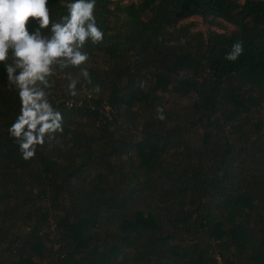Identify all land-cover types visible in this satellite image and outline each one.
<instances>
[{
    "label": "trees",
    "instance_id": "1",
    "mask_svg": "<svg viewBox=\"0 0 264 264\" xmlns=\"http://www.w3.org/2000/svg\"><path fill=\"white\" fill-rule=\"evenodd\" d=\"M96 5L91 83L57 80L64 133L31 161L0 64V264H264V0Z\"/></svg>",
    "mask_w": 264,
    "mask_h": 264
},
{
    "label": "clouds",
    "instance_id": "2",
    "mask_svg": "<svg viewBox=\"0 0 264 264\" xmlns=\"http://www.w3.org/2000/svg\"><path fill=\"white\" fill-rule=\"evenodd\" d=\"M48 5L49 0H0V64L5 66L8 90L17 92L20 100L8 133L24 161H31L46 143L51 146L63 135L57 80L64 81L65 95L77 97L80 80L73 70L79 69V75L91 83L85 46L89 42L101 45L105 39L94 14L96 0H73L59 20L52 18ZM29 24L38 27L30 31ZM243 53L244 42L237 40L225 59L236 62ZM101 91L99 85L93 89L97 95ZM155 111L157 119H166L163 106L157 105Z\"/></svg>",
    "mask_w": 264,
    "mask_h": 264
},
{
    "label": "rangeland",
    "instance_id": "3",
    "mask_svg": "<svg viewBox=\"0 0 264 264\" xmlns=\"http://www.w3.org/2000/svg\"><path fill=\"white\" fill-rule=\"evenodd\" d=\"M117 1H120L121 3L126 4V5H129V4H131V3H136V2H138V1H140V0H117ZM199 24L202 25V24H203V21L200 20V21H199ZM202 27H203L204 29L207 28L206 25H203Z\"/></svg>",
    "mask_w": 264,
    "mask_h": 264
}]
</instances>
